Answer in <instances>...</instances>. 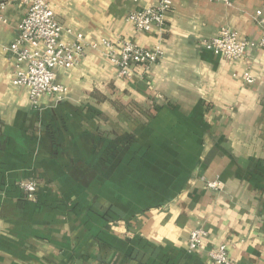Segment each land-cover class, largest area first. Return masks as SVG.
Returning a JSON list of instances; mask_svg holds the SVG:
<instances>
[{
    "label": "crops",
    "instance_id": "obj_1",
    "mask_svg": "<svg viewBox=\"0 0 264 264\" xmlns=\"http://www.w3.org/2000/svg\"><path fill=\"white\" fill-rule=\"evenodd\" d=\"M0 1V264H214L220 245L234 264H264V0H173L146 32L127 16L157 0H50L61 39L85 46L56 71L66 92L36 106L6 49L27 5ZM222 28L254 46L235 61L204 48ZM102 39L161 58L119 76L91 46Z\"/></svg>",
    "mask_w": 264,
    "mask_h": 264
},
{
    "label": "built area",
    "instance_id": "obj_2",
    "mask_svg": "<svg viewBox=\"0 0 264 264\" xmlns=\"http://www.w3.org/2000/svg\"><path fill=\"white\" fill-rule=\"evenodd\" d=\"M229 3V0H221ZM26 13L18 25L15 40L7 45L11 53L16 71L13 84L28 89L29 100L36 106L44 94H56L58 98L66 92V88L56 82L58 69L73 67L84 53V43L81 34L76 35L72 42L62 40L63 27L58 23L50 6V0H25ZM6 2L0 1V9ZM173 0H157L156 4L130 12L127 20L137 31H150L154 27H162L165 23V14L172 8ZM204 48L228 61L238 60L246 54L249 47L254 46L249 40L241 38L239 34L229 28H222L219 33L202 41ZM91 46L104 48L107 57L114 63L119 76H129L135 66L141 65L146 70L157 64L161 58L158 47L144 49L128 40L117 41L102 39ZM264 49V30L258 42ZM247 83H253L255 78L247 70L244 72ZM207 188L219 190L221 183L218 180H206ZM29 196L38 189L35 180H22L19 183ZM205 230L202 227L193 229L190 233L189 251L197 250L203 243ZM214 264H234L229 258L226 245H220L209 251Z\"/></svg>",
    "mask_w": 264,
    "mask_h": 264
}]
</instances>
